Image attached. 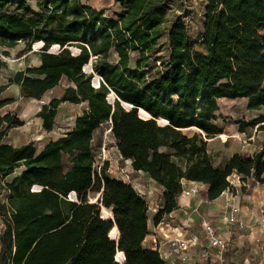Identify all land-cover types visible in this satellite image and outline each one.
Listing matches in <instances>:
<instances>
[{
	"label": "trees",
	"instance_id": "16d2710c",
	"mask_svg": "<svg viewBox=\"0 0 264 264\" xmlns=\"http://www.w3.org/2000/svg\"><path fill=\"white\" fill-rule=\"evenodd\" d=\"M90 1L0 0V49L19 42H34L33 53L40 49V66L16 72L8 84L21 97L39 100L67 82L36 114L42 128L53 131L61 104L86 103L73 128L40 153L33 143L14 148L3 142L23 123L0 114V176L22 169L7 183L12 213L0 237V264H164L156 251L143 248L145 200L110 179L107 163L94 168L92 135L105 122L120 158L162 189L155 225L176 210L182 181L205 185L208 202L229 187L232 174L264 182V143L254 157L235 153L214 167L201 139L219 135L218 100L244 99L247 110H264V0H208L203 53L175 18L166 63L149 77L145 69L167 0H101L100 8ZM23 11L33 17L19 16ZM10 103L1 99L0 111ZM246 128L264 132V115L239 123V133ZM186 129L198 133L188 136ZM172 159L182 160L183 168Z\"/></svg>",
	"mask_w": 264,
	"mask_h": 264
},
{
	"label": "rangeland",
	"instance_id": "374dc122",
	"mask_svg": "<svg viewBox=\"0 0 264 264\" xmlns=\"http://www.w3.org/2000/svg\"><path fill=\"white\" fill-rule=\"evenodd\" d=\"M93 7L100 8L102 6L101 0H91L89 2ZM30 8L32 11H37L35 2L29 1ZM208 5V0H167V12L165 21L160 27V37L157 41V48L154 54L149 60L147 69L145 72L146 76L154 75L157 73L163 63H166L168 55L167 47V31L175 18L179 17L183 22L189 44L193 46L195 51L203 53V49L200 46L201 38L204 34L205 28V11ZM19 16L22 17H33L30 12H20ZM34 42H31L29 46L24 42H19L15 47L7 50L0 49V87H4V91L0 95L1 99H10L11 103L3 107L0 111V114H10L15 116L19 121L23 123L22 126L18 128H13L8 130V134L3 140V142H10L17 139H21V143L24 137L27 136V139H32L34 142L38 143L39 139L43 138H55L60 133H63L70 129L72 122L75 117L80 115L81 112L85 109L84 105L70 106L67 103H63L60 106L58 114L55 119V125L53 131L48 134L42 135L39 129V118L35 115L37 111L40 110L41 106L48 103L54 97H60L64 88L67 85L66 81L60 83V85L53 89L52 91L46 93L39 100L25 99L20 96L19 88L13 84H8L9 79H11L16 72L23 71L27 67H39V50L36 53H33ZM29 50V52H28ZM6 52V54H4ZM74 55V53L70 52ZM136 55L132 54V63L135 60ZM92 83V82H91ZM92 85V84H91ZM218 112L216 113L217 120L215 122L216 127L219 130V135H216L213 138L201 137L202 141L206 143V152L209 156L210 162L214 167H222L229 157L235 153L243 156L244 158L254 157L259 151L264 143V132L258 131L255 128H246L243 133H239L238 126L239 123H247L252 119L257 118L258 116L264 115V110L261 111H249L247 110V101L244 99L240 100H218L217 101ZM109 122L102 123L98 129H96L92 135L91 142V151L94 157V168L96 171L100 167L107 163V176L109 175V170H114L116 176H118L119 169L129 172V166L126 161L117 158V150L115 148V141L109 133ZM185 135L190 136L192 133H198L195 129H186L183 131ZM10 135L11 138H8ZM206 139V140H205ZM264 160V157H263ZM173 162L178 164L183 168V161L172 159ZM20 169L14 172L18 173ZM132 173V172H131ZM130 176L132 179L137 181L140 185L142 192L149 190L146 183H140L141 176L136 175L134 178L132 174ZM10 179V178H9ZM234 184V188H230L228 193L233 195V200L228 204L230 206H236L239 210L237 215V223H229L225 220L226 209L224 208L225 204V195H222V202L220 207V222L228 225H233L237 228L239 237L245 238L247 235L251 236V230L245 222L244 210H245V196L249 193L253 198L257 196L264 195L263 192V183L262 185H256L251 180H241L237 184L236 179L231 180ZM144 187V188H143ZM144 189V190H143ZM247 192V193H246ZM156 194V193H155ZM199 200H203L201 197V192L198 194ZM89 200L97 199V196L93 197L90 195ZM158 196L154 195V205L151 209L158 210ZM229 208V207H227ZM257 220L259 223L264 225V199L262 198L259 201V206L257 208ZM153 214V212H151ZM256 220V219H255ZM207 222V221H202ZM209 223V222H207ZM215 227L211 222L209 223ZM242 227V228H240ZM249 231V232H248ZM246 232H248L246 234ZM227 243V250L221 255L217 253L215 249L213 250L215 255H211L206 250L205 256L202 258L201 264H210L209 259H217V264H264V242L259 240H253V246L251 250L256 251L257 253L251 254L249 258L241 260L239 262L233 261V254L231 253V242H233V236L229 238H222ZM234 253H238L237 250H234Z\"/></svg>",
	"mask_w": 264,
	"mask_h": 264
},
{
	"label": "crops",
	"instance_id": "0c3cea01",
	"mask_svg": "<svg viewBox=\"0 0 264 264\" xmlns=\"http://www.w3.org/2000/svg\"><path fill=\"white\" fill-rule=\"evenodd\" d=\"M60 85V84H59ZM58 85V86H59ZM57 86V87H58ZM56 87V88H57ZM55 89V88H54ZM52 91V90H51ZM50 92V91H49ZM48 93V92H47ZM45 95V94H44ZM43 95V96H44ZM61 96V95H60ZM59 98V97H58ZM57 97H54L52 99H58ZM68 104V103H67ZM70 106H74L69 104ZM80 105H84L86 109V103H82ZM61 106V105H60ZM60 109V107H59ZM40 111V110H39ZM37 111V113L39 112ZM59 111V110H58ZM36 113V114H37ZM36 116V115H35ZM41 120H39V129L41 131L42 135L48 134L41 125ZM73 128V122L70 127V129ZM69 130L60 133L55 138H43L39 139L36 143L32 139H27V136L22 139V141H25L21 143V139H17L14 141H8L5 142L7 144H10L14 148L21 147L23 145H26L28 143H33L35 146L37 153H40L43 148L49 143L54 142L55 140L64 137L66 133H68ZM8 134V133H7ZM8 138H13L8 136ZM118 154V153H117ZM118 159H121L119 155H117ZM122 160V159H121ZM127 162V161H126ZM116 169L109 170L110 179L119 180V178L116 176V172L114 171ZM20 171L16 174H13L9 177H7V181L9 182L13 177L18 176L20 174ZM132 177L134 178L136 175L141 176L142 179H140V183H146L149 190L144 191L143 193V199L146 202L148 211H147V226H148V235L145 238L143 242V248L148 251H155L156 248L160 250L161 254L163 255V258L167 261H173L174 264H201L202 258L204 255V249L207 248V239L205 238V235L202 231V221L211 222L215 227L216 233L221 238H226V236L229 238L230 236H233V242H231V253L233 254V261H241L245 260L246 258H249L251 254L257 253L253 249V240H259L260 242H264V225L259 223L257 220V208L259 206V201L263 198L264 195L261 194V196H257V198H253L248 193L247 196H245L244 202H245V210H244V216H245V222L247 223V226L251 230V236L247 235L245 238H240L238 234V230L235 226H231L228 224L221 223L220 221V207L222 202V194L213 202H208L205 199V193H206V186L201 183H195V182H186L182 181V192L186 191L190 187H196L201 192V197L203 200H199V196H193L186 194H180L177 198V208L173 212L167 215L165 218V221H167L169 228L165 229V235L163 236L161 233L158 232V228L154 224V214H151V207L154 205V195L158 196V203H159V209L161 207L162 202V189L152 180H150L144 173H136L133 171ZM11 178V179H9ZM262 178L264 180V174L262 175ZM143 186V184H142ZM144 188V187H143ZM144 190V189H143ZM156 193V194H155ZM247 193V192H246ZM256 219V220H255ZM264 223V222H263ZM242 228V227H240ZM182 233L186 235L185 239H189V235L193 234L197 236V242L193 243V245H190L187 252V259L183 262H180L178 260L179 251L177 249V244L175 243V239L177 238L178 233ZM249 232V231H248ZM246 232V234L248 233ZM234 250H237V254L234 253ZM208 253H211V255H215L213 250L207 249ZM211 264H217V259H209ZM208 261L205 262L207 264Z\"/></svg>",
	"mask_w": 264,
	"mask_h": 264
},
{
	"label": "built area",
	"instance_id": "2783aa9c",
	"mask_svg": "<svg viewBox=\"0 0 264 264\" xmlns=\"http://www.w3.org/2000/svg\"><path fill=\"white\" fill-rule=\"evenodd\" d=\"M71 130V129H70ZM127 164L129 166V172L128 171H123L122 169L117 170L118 171V178L120 181H122L125 184H128L132 187V189L141 197L143 198V192L142 189H140V185L138 182L134 179L131 178L130 173L133 172L134 170L131 169V161L127 160ZM137 174L140 173V171H135ZM232 179L237 180V184L242 180L240 176L236 174H232L230 177H228L227 181L229 184V187L222 193V195H225V204L224 208L226 209V216L225 220L228 221L229 223H237V215L239 213L238 208L235 206H230L228 203L233 200V195L228 193V190L230 188H234V184L232 183ZM251 180L254 182L253 179H246ZM7 179L2 178L0 176V208L3 207L4 210L0 213V237L3 234V232L6 230V228L10 225V216L12 213V209L9 207L8 199L10 195V189L7 186ZM256 185H262L259 184L258 182H254ZM36 188H33L35 190ZM263 192H264V186H263ZM200 190L196 187H190L184 192H181V194H186L190 195L191 197L193 196H198ZM229 207V208H227ZM151 212H153L154 215L157 214L158 210L151 209ZM167 215H163L159 222L156 224V227L158 228V232L161 233L163 236L165 235V229L169 228V225L167 221H165V218ZM202 231L205 235V238L207 239V249H215L219 255H221L223 252L227 250V243L224 241L215 231L214 227L210 225L207 222H202L201 224ZM186 235L182 234L181 232L178 233L177 238L174 240L175 243L177 244V249L179 251L178 255V260L180 262H183L187 259V252L189 248L191 247L190 245H193V243L197 242V236L190 234L189 239H185ZM0 249H1V242H0ZM206 250L204 249V255L206 254ZM159 256V258L162 260L164 264H174L173 261H167L166 259L163 258V255L161 254L160 250L156 248L155 250ZM211 264V263H210Z\"/></svg>",
	"mask_w": 264,
	"mask_h": 264
},
{
	"label": "water",
	"instance_id": "95a60500",
	"mask_svg": "<svg viewBox=\"0 0 264 264\" xmlns=\"http://www.w3.org/2000/svg\"><path fill=\"white\" fill-rule=\"evenodd\" d=\"M58 49H59V47H58ZM58 49H57V50H58ZM64 49H66V50H69V51H70V48H67V47H65ZM83 72H84L85 74H87V73L84 71V69H83ZM129 110H130V109H129ZM129 110H128V111H129ZM195 130H196V129H195ZM111 220H112V219H111ZM115 262H116V261H115Z\"/></svg>",
	"mask_w": 264,
	"mask_h": 264
}]
</instances>
